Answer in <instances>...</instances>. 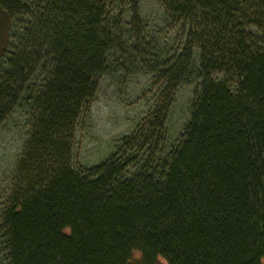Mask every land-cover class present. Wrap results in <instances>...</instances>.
Instances as JSON below:
<instances>
[{
	"label": "trees",
	"instance_id": "trees-1",
	"mask_svg": "<svg viewBox=\"0 0 264 264\" xmlns=\"http://www.w3.org/2000/svg\"><path fill=\"white\" fill-rule=\"evenodd\" d=\"M159 4L170 46L138 0H0V127L26 108L30 128L0 211L5 264H264V0ZM134 66L163 92L196 81L181 134L168 143L154 106L76 171L100 78Z\"/></svg>",
	"mask_w": 264,
	"mask_h": 264
},
{
	"label": "rangeland",
	"instance_id": "rangeland-1",
	"mask_svg": "<svg viewBox=\"0 0 264 264\" xmlns=\"http://www.w3.org/2000/svg\"><path fill=\"white\" fill-rule=\"evenodd\" d=\"M138 2L141 18L148 28L151 32L157 30L160 43L170 46L175 35L167 30L169 25L166 24L159 0ZM6 30V21L2 17L0 51L7 40ZM195 82L182 83L175 90L172 89L173 85L168 84L163 92L158 75L149 73L142 66H134L127 72L111 69L100 78L89 113L77 122L72 167L76 171H84L110 158L117 143L124 137L133 136L137 124L151 116L154 106L168 107L167 138L170 144L179 137L188 119ZM29 131L26 108L16 109L0 127V211L17 185L16 167ZM3 261L0 253V264H5Z\"/></svg>",
	"mask_w": 264,
	"mask_h": 264
}]
</instances>
